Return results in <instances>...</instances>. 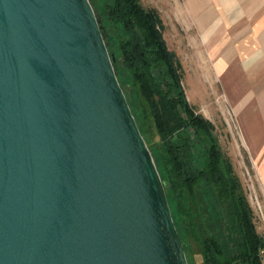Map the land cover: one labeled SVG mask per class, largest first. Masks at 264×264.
<instances>
[{
  "label": "water",
  "instance_id": "obj_1",
  "mask_svg": "<svg viewBox=\"0 0 264 264\" xmlns=\"http://www.w3.org/2000/svg\"><path fill=\"white\" fill-rule=\"evenodd\" d=\"M0 264H187L88 0H0Z\"/></svg>",
  "mask_w": 264,
  "mask_h": 264
},
{
  "label": "rangeland",
  "instance_id": "obj_2",
  "mask_svg": "<svg viewBox=\"0 0 264 264\" xmlns=\"http://www.w3.org/2000/svg\"><path fill=\"white\" fill-rule=\"evenodd\" d=\"M88 1L113 62L118 85L162 182L186 263L204 264L202 247L205 238L215 242L214 252L219 251L222 258L239 253L241 232L234 200L230 196H221L215 185L205 178L207 153L213 142L201 128L187 121L180 102L176 103L175 109L184 122L183 126L170 137L160 139L150 103L141 93L133 69L122 64L119 45L122 40L131 38L127 29L130 26L133 35L144 43L153 81L161 89H167L173 98L181 90L184 102L213 124L214 142L229 158L250 206L255 230L264 240V131L256 116L259 114L257 104L247 102L249 94L244 93V88L260 86L264 78L243 77L241 69L249 71L250 68L230 60L227 46L191 44L189 38L193 35L175 21L178 7L170 0H139L143 8H152L158 15L160 24L155 32L160 40L157 41L151 39L142 16L140 20L131 19L128 24L112 14L113 0ZM205 35L203 33L202 37ZM170 56L179 67L174 69V74L167 62ZM254 65L258 67L262 63ZM173 75L178 78L177 83ZM173 152L183 160L189 174L196 175L189 196L187 191L181 189L178 194L175 189Z\"/></svg>",
  "mask_w": 264,
  "mask_h": 264
},
{
  "label": "trees",
  "instance_id": "obj_3",
  "mask_svg": "<svg viewBox=\"0 0 264 264\" xmlns=\"http://www.w3.org/2000/svg\"><path fill=\"white\" fill-rule=\"evenodd\" d=\"M110 10L113 15L118 16L125 23L131 21V19L140 20L139 17L142 16L143 21L149 27L151 39L160 40L159 35L155 32V28L160 24V21L154 9L143 8L139 0H113ZM131 16L133 17L130 18ZM130 27L127 29L131 33V38L122 40L119 45L122 52V64L129 69H133V74L139 82V89L150 103L151 114L160 139L170 137L183 126L184 122L175 109L176 103L180 102L185 115H187V121L201 128L213 142L207 153V167L204 170L205 178H208L215 185L221 196H230L234 200V212L241 232V241H239L240 251L228 258H222L218 253L219 251L214 252L215 247L213 248V246H215V242L212 239L205 238L202 247L204 264H264V240L255 230L250 206L240 187L229 158L221 151L215 143L216 141L214 142V138L212 137L213 124L199 113H196L187 102H184L181 90H179V95L173 98L167 89H161L159 84L153 81L148 71V59L144 43L133 35ZM172 58L173 56H170L167 62L169 70L174 74V69H179V67ZM111 63H113L112 60ZM172 78L175 83L178 82L176 75H173ZM171 154L177 181L175 189H177L178 194H181V189H183L187 191L189 196L191 194V187L196 181V175L189 174L185 163L181 158L179 159L175 152Z\"/></svg>",
  "mask_w": 264,
  "mask_h": 264
},
{
  "label": "crops",
  "instance_id": "obj_4",
  "mask_svg": "<svg viewBox=\"0 0 264 264\" xmlns=\"http://www.w3.org/2000/svg\"><path fill=\"white\" fill-rule=\"evenodd\" d=\"M170 1L178 7L175 21L193 35L189 38L191 44L227 46L230 60L250 68L249 71L241 69L243 77L264 78V0ZM203 33L206 34L204 38ZM258 62L262 65L257 67L254 64ZM244 93L249 94L247 102L257 104L259 114L256 116L263 132L264 82L244 88Z\"/></svg>",
  "mask_w": 264,
  "mask_h": 264
}]
</instances>
